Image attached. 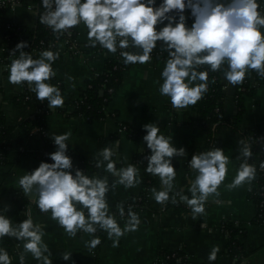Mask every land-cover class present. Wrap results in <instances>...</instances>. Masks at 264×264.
I'll list each match as a JSON object with an SVG mask.
<instances>
[{
	"label": "clouds",
	"instance_id": "9594fccd",
	"mask_svg": "<svg viewBox=\"0 0 264 264\" xmlns=\"http://www.w3.org/2000/svg\"><path fill=\"white\" fill-rule=\"evenodd\" d=\"M44 13L40 23L48 26L53 33L65 31L83 23L88 28V40L91 47L97 44L111 53L118 48L122 51L125 64H144L151 58L157 42L166 46L169 58L161 73L163 83L159 88L162 96L170 97L172 107L183 109L194 105L208 91V72L198 71L203 65H209L215 72L227 64L224 71L226 87L244 81L246 73L255 70L264 77V14L259 9L257 0H42ZM190 13V15H188ZM193 23L189 26L188 20ZM158 25H162L159 29ZM29 45L20 42L11 51H19V57L13 59L10 67L9 82L22 84L28 82L38 100H47L50 109L64 105V97L58 87L46 83L56 75L53 62L59 58L58 52L43 51L40 58L34 59L23 51ZM87 46V45H86ZM136 48L139 53L124 51ZM200 81V83H195ZM147 133L143 137L151 154L146 157V171L159 176L164 190L152 189L157 203L169 201L173 190L176 169L172 163L174 157H183L185 149H177L169 138L160 134L155 123L143 126ZM71 132L52 137L56 151L48 154L54 163L41 162L40 166L19 179V186L24 194L34 199L38 196V207L42 212L51 210L52 219L57 220L67 234L75 237L78 231L94 234L97 225L107 231L110 239L115 237L113 246H118L119 237L127 231H135L140 219L131 209L128 221L122 229L113 215L109 214L106 193L109 191L107 178L85 175L77 168L73 174V160L67 154ZM241 156L244 163L235 176L229 189L249 183L255 178L256 169L247 160L252 157L251 145L244 140ZM119 149V141L102 149L98 155L103 158L97 161L100 168L107 162L106 171L117 179L116 184L125 188L138 185V169L133 165L117 169L113 155ZM229 157L223 149L214 148L198 155L189 161L191 169L198 174L191 183V198L181 195L180 200L191 208L193 218L205 213V202L210 195L219 196L218 188L228 173ZM264 169V163L260 165ZM175 196L172 203H176ZM82 206V207H79ZM84 209H87V217ZM121 217L125 215L122 205L119 206ZM14 237L23 241V253L20 255L24 264L25 254L41 261V264H53L49 257V247L43 241L44 232L32 218L13 225L12 220L0 215V238ZM100 240L92 239L89 248H95ZM219 247H213L208 260L215 261ZM47 253V255H46ZM72 253H63L65 261L70 260ZM0 264H12L5 249L0 248Z\"/></svg>",
	"mask_w": 264,
	"mask_h": 264
},
{
	"label": "crops",
	"instance_id": "0c3cea01",
	"mask_svg": "<svg viewBox=\"0 0 264 264\" xmlns=\"http://www.w3.org/2000/svg\"><path fill=\"white\" fill-rule=\"evenodd\" d=\"M32 1L34 3V0H29L31 5ZM160 2L157 0V4ZM257 3L259 4V0ZM36 22V8L31 11L28 9L27 2L21 3L15 9L2 11L0 36L6 33L9 24L34 27ZM79 26V39L87 43L89 30L83 23ZM160 27L162 25L157 26L158 29ZM260 30L264 33V28ZM112 54L109 51L100 52L94 58H88L86 55L62 54L55 60L52 64L56 72L55 76L65 84L62 94L64 101L79 97L86 81L94 72L103 70L105 60ZM165 65L166 61L150 59L144 64L137 63L125 70L124 79L116 96L108 106L109 113L116 111L117 119L108 116L103 121L90 122L78 116L67 118L56 109H51L45 115L49 137L71 132L66 143L69 145L67 154L73 160L72 171L81 157L99 158L101 156L98 153L116 141H119V149L112 159H121L126 165L133 162L143 150L144 145L136 143L127 134L118 135V120L125 121L136 129H142L148 123H155L160 129V134L169 138L177 149H185L186 153L183 157H174L180 164L186 162L191 153H202V148L207 141L206 133L195 125L172 122L175 116L180 120L185 114H193V105L175 109L172 107L170 97L162 96L159 92L163 83L161 73ZM254 72L255 70L247 72L244 81L253 80ZM9 76L10 67H7L0 58V117L5 119L7 125H18L27 118H32L37 113V108L33 102H17L22 92V84L10 83ZM229 86L230 97L226 101L225 112L231 117L237 111V103L232 96L237 85L229 84ZM244 105L242 127L251 132L256 131L264 140V85L258 87L255 95L247 96ZM19 131L25 135L23 130ZM217 136L219 142L214 148L223 149L224 154L229 157L228 173L218 188L220 195H210L205 202V213L197 215L194 219L192 210L178 213L173 208L165 209L168 201L157 203L151 192L148 206L156 213L147 211L137 213L140 219L137 229L125 232L119 237L118 246L115 247L113 243L116 238L110 239L107 231V239L100 250L99 245L94 249L87 246L92 239H99L95 233L78 231L75 237L69 236L58 221L52 219L51 212L43 213L34 207V204L38 202V196L36 200H31L33 204L25 210L19 209L14 202L15 194L24 193L19 186V179L37 169L44 161L46 149L40 132L32 131L25 135L21 146H14L9 150V163L0 166V189H6L0 203L13 225L30 216L34 224L42 227L44 232L42 239L49 247L51 253L49 258L53 260V264H155L160 249H185L190 264H237V258L229 253V235L221 228L224 221L241 224L245 229V233L239 238L250 255L238 264H264V226L252 222L256 215L254 201L249 197L252 181L250 183L245 181L241 186L232 189L228 187L240 169L237 154L243 147L240 141L245 139L242 134L229 127H221ZM105 169L84 174L89 178L108 179L109 191L106 193V200L109 210L120 200L141 192L143 188L141 172L138 173L141 182L135 187L125 188L122 184H116L113 187V181L117 178ZM175 169L176 178L173 181V190L169 194L171 202L173 196L176 201H179V195L176 194L189 190L198 174L193 170L195 175L190 176L182 166ZM156 179L161 185L157 191L164 190L159 176ZM84 211L86 212L87 209ZM115 218L122 229L129 219V217ZM216 246L220 251L217 253L216 260L210 262L208 256L212 248ZM0 248H5L1 239ZM65 252L72 253L70 260L63 259ZM21 253H23V241H20L14 252L9 254L12 264H19ZM24 264H41V261L36 260L31 253H27Z\"/></svg>",
	"mask_w": 264,
	"mask_h": 264
},
{
	"label": "trees",
	"instance_id": "16d2710c",
	"mask_svg": "<svg viewBox=\"0 0 264 264\" xmlns=\"http://www.w3.org/2000/svg\"><path fill=\"white\" fill-rule=\"evenodd\" d=\"M37 2L38 14L37 22L34 27L15 24V28L0 36V49L4 46L6 54H9V52H11L16 45L22 41L27 42L29 45L27 48H24L23 51L30 54L34 59H37V56L32 54L33 50L38 49L41 52L45 51L41 42L48 40L53 36V34L45 28L44 24L40 23L39 17L43 14L44 7L42 0H37ZM259 6L258 10H262L264 12V0H259ZM188 15H190V13H188ZM192 23V19H189L188 25L190 26ZM76 31L78 32V28H76ZM85 45L89 48L88 52L90 53L91 58H94L100 52L108 51L107 49L99 46V44H97L96 47H91L89 42H87ZM165 49L166 46L163 45V42L158 41L156 48H154L151 53V56L156 61H167L169 56ZM121 51L122 50L118 48L116 53H113L105 60L103 70L95 72L90 76V78L86 81V85L82 88L81 94L78 98H70L68 101L64 102L62 107L56 108V110L64 114L67 118L78 116L90 122L103 121L107 119L108 116H113L117 119L118 114L116 111L109 113L108 106L111 100L116 96V93L124 79L125 70L134 65L124 63L123 57L120 55ZM124 51H131L134 53L140 52V50L136 48L124 49ZM16 53H19V51ZM227 67V64H224L220 70L213 72L209 65L201 66L198 71L208 72V91L199 101H197L196 104L193 105V114H185L180 120H178V117L175 116L172 122L195 125L202 129L207 136V141L202 148V152L214 149L215 145L219 142L217 132L221 127H229L233 131L243 135L245 142L251 145V151L253 153L252 157L249 158L247 162L256 169L255 178L252 180L251 188L249 190V197L254 201L257 212L252 222L264 226V169L260 167V165L264 163V140L258 134H252L250 130L242 127L243 114L245 112V98L256 94L258 87L264 84V77L260 76L255 71L253 80H246L237 84L232 95L233 99L237 102V111L236 114L230 117L225 112V104L230 97V86L228 84L226 87V81L223 78L224 71L227 70ZM46 82H49L52 85H57L61 94L63 93L65 84L63 81L58 80L56 76ZM23 84L24 89L18 96L17 102L32 101L37 107V113L32 118H27L18 125H7L5 119L0 117V166L9 163V150L14 146H21L24 143L25 135L30 134L34 129H39L44 141L46 154L43 162L54 163L48 154L56 151V146L53 139L48 135V123L45 119V115L49 113L51 109L48 106L47 100L41 101L37 99L36 94L32 91V86H30L28 82L25 81ZM117 123L119 127H126L127 135L131 139L138 144L143 143L144 145L143 150L130 164L138 169V173L141 172L143 188L138 195L120 200L109 210V214L114 217H121L119 214L120 205H122L125 210V215L123 217H128L129 209L136 214L144 211L156 213V211L148 206V199L152 189H160L161 185L156 179L157 176L146 171L148 164L146 157L151 154V150L147 148L146 143L143 141V137L147 133L144 128L136 129L125 121L118 120ZM19 130H23L25 135ZM193 155H196L195 152L191 153L189 159L181 164L173 158L172 163L175 168L179 166L184 167L188 171L189 175L193 176L195 173L189 166V161ZM237 158L239 160L240 167V165L244 163L241 151L237 154ZM102 160V157L96 159L81 157L79 163L73 170V174L77 168L82 170L84 173L90 171H103L106 168V161L103 162L102 167H96L97 161ZM113 161L116 164V168H126L128 166L124 164L121 159H113ZM5 190V188L0 189V199ZM181 195H187L191 198V192L189 190L183 191ZM14 202L21 210H25L33 204L23 192L14 195ZM34 207L42 212L38 207V202L34 204ZM169 208H173L178 213H185L186 211L191 210L185 202L180 200V196L179 201L176 203H172L171 201L166 203L165 209ZM48 212H51V210ZM0 215L6 216L1 203ZM85 215L87 217V211L85 212ZM241 226V224L228 221H224L221 225L224 232L229 235V253L231 256L237 258V264L250 255L239 238L240 234L245 233L244 227L242 229ZM96 227L97 231L95 234L98 235L100 240L98 248L100 250L107 239V234L106 231L101 229L98 225ZM241 230L242 233L240 232ZM0 239L3 241L5 245L4 249L8 252V254L13 253L17 244L20 242L14 237L8 236H4ZM159 256L162 257V259L157 264H190L185 249H160ZM19 264H21V261Z\"/></svg>",
	"mask_w": 264,
	"mask_h": 264
},
{
	"label": "built area",
	"instance_id": "2783aa9c",
	"mask_svg": "<svg viewBox=\"0 0 264 264\" xmlns=\"http://www.w3.org/2000/svg\"><path fill=\"white\" fill-rule=\"evenodd\" d=\"M25 2H27L28 9H30L31 11H34L36 8V14H38V9H37L38 8V2H37V0H34L35 5H33L34 4L33 1H32V5H31V3H29V0H0V16H1L2 11H5L7 9H15L16 6H18L21 3H25ZM44 11H45V9L43 10V13H44ZM259 11L263 12L262 10H259ZM14 26H15V24L7 25V31L6 32L15 28ZM45 28L51 34H53V36L51 38L41 42L42 47H44L45 51L51 50L54 53L58 52L59 56H62V54H66V55H72V56L86 55L88 58L90 57V53L88 52L89 48L85 45V43L81 42L79 39V31H80L79 25L65 31L63 34L53 33V31L46 25H45ZM76 28H78V32L76 31ZM4 34H6V33H4ZM41 53L42 52L38 49H35L32 52L33 55L37 56V59L40 57ZM18 57H19V53H15V55H13L11 52H9V54H6L5 47L4 46L1 47L0 58L5 63V65L7 67H11L12 60L16 59ZM150 59H154V58L151 56ZM96 72H99V71H96ZM46 83H49V82H46ZM50 85H52V84H50ZM262 85H264V84H262ZM53 86L57 87V85H53ZM23 89H24V84L22 83V91H23ZM33 131L39 132V129H34ZM118 133L119 134H127L126 127H119ZM251 133L252 134H258L256 131H252ZM200 153L201 152L197 153L196 155H198ZM256 214H257V212H256ZM263 222H264V219H263ZM241 228L243 229V226H241ZM240 232L242 233V230ZM242 235L243 234H240L239 237H241ZM161 259H162V257L159 256L155 264H157Z\"/></svg>",
	"mask_w": 264,
	"mask_h": 264
},
{
	"label": "water",
	"instance_id": "95a60500",
	"mask_svg": "<svg viewBox=\"0 0 264 264\" xmlns=\"http://www.w3.org/2000/svg\"><path fill=\"white\" fill-rule=\"evenodd\" d=\"M101 94H102V92H101ZM118 157H119V154H118ZM27 198H29V196H27V195H25ZM37 198V197H36ZM36 198H34V199H30V200H36Z\"/></svg>",
	"mask_w": 264,
	"mask_h": 264
},
{
	"label": "rangeland",
	"instance_id": "374dc122",
	"mask_svg": "<svg viewBox=\"0 0 264 264\" xmlns=\"http://www.w3.org/2000/svg\"><path fill=\"white\" fill-rule=\"evenodd\" d=\"M160 1V0H159Z\"/></svg>",
	"mask_w": 264,
	"mask_h": 264
}]
</instances>
